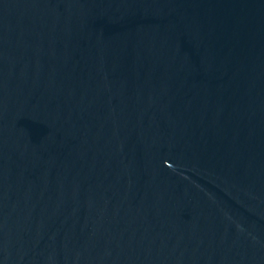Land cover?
<instances>
[{"label":"water","instance_id":"1","mask_svg":"<svg viewBox=\"0 0 264 264\" xmlns=\"http://www.w3.org/2000/svg\"><path fill=\"white\" fill-rule=\"evenodd\" d=\"M0 264H264V0H0Z\"/></svg>","mask_w":264,"mask_h":264}]
</instances>
